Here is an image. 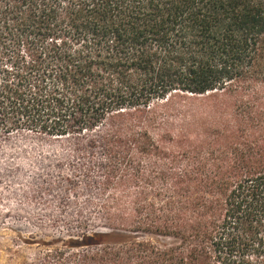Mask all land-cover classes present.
I'll use <instances>...</instances> for the list:
<instances>
[{
    "label": "trees",
    "instance_id": "1",
    "mask_svg": "<svg viewBox=\"0 0 264 264\" xmlns=\"http://www.w3.org/2000/svg\"><path fill=\"white\" fill-rule=\"evenodd\" d=\"M213 92L235 97V141L153 160L126 114ZM20 131L98 143L135 228L174 241H129L116 264H264V0H0V134Z\"/></svg>",
    "mask_w": 264,
    "mask_h": 264
},
{
    "label": "rangeland",
    "instance_id": "2",
    "mask_svg": "<svg viewBox=\"0 0 264 264\" xmlns=\"http://www.w3.org/2000/svg\"><path fill=\"white\" fill-rule=\"evenodd\" d=\"M237 108L234 96L217 92L174 94L126 115L160 141L153 160L189 167L196 151L217 158L235 141L224 117ZM85 139L0 134V264H116L112 251L129 241L174 243L135 228L132 195L108 184L106 154ZM141 168L140 186L150 189L151 167Z\"/></svg>",
    "mask_w": 264,
    "mask_h": 264
}]
</instances>
